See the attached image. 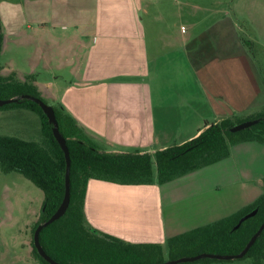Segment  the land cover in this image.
Masks as SVG:
<instances>
[{
    "label": "crops",
    "instance_id": "0c3cea01",
    "mask_svg": "<svg viewBox=\"0 0 264 264\" xmlns=\"http://www.w3.org/2000/svg\"><path fill=\"white\" fill-rule=\"evenodd\" d=\"M100 1L101 12H63L59 28L46 20L45 31L59 30L47 67H68L69 78L60 84L54 73L40 84L36 76L34 85L49 89L102 152L153 154L195 138L207 123L264 106V81L241 49L226 0ZM263 181L264 145L242 142L227 158L162 185L90 180L85 221L129 243L163 246L252 204Z\"/></svg>",
    "mask_w": 264,
    "mask_h": 264
},
{
    "label": "trees",
    "instance_id": "16d2710c",
    "mask_svg": "<svg viewBox=\"0 0 264 264\" xmlns=\"http://www.w3.org/2000/svg\"><path fill=\"white\" fill-rule=\"evenodd\" d=\"M240 41L251 45L252 42ZM3 35L0 27V55ZM2 65L0 63V71ZM36 75L28 74L23 81L0 76V99L17 98L0 110H24L39 120V139L30 140L0 134V172L17 173L31 182L43 195L35 228L48 220L60 205L64 194L65 158L52 135V125L40 107L23 95L40 98L33 82ZM47 104L44 100H42ZM48 105V104H47ZM52 107L60 135L65 139L70 159L69 203L64 214L42 228L39 244L46 255L59 264H156L166 260L195 256L201 253L234 255L247 244L264 222V190L250 205L212 224L168 238L164 247L157 243H129L102 233L85 221L84 201L90 180L118 185H162L175 177L195 171L229 156V146L242 142L264 145V106L248 117L233 116L207 123L195 138L172 144L153 154L138 151L125 154L104 153L85 134L76 121L60 104ZM259 119L255 125L237 131L230 129L239 123ZM264 187V181H263ZM257 210L255 215L233 229L244 215ZM32 254L40 264H48L36 252ZM241 259L252 264L264 260V229ZM213 259L192 263L209 264ZM183 263V264H192Z\"/></svg>",
    "mask_w": 264,
    "mask_h": 264
},
{
    "label": "rangeland",
    "instance_id": "374dc122",
    "mask_svg": "<svg viewBox=\"0 0 264 264\" xmlns=\"http://www.w3.org/2000/svg\"><path fill=\"white\" fill-rule=\"evenodd\" d=\"M105 2L0 0V27L3 35L0 76L23 81L24 77L33 71L36 73L38 83L44 84L50 81L55 73L61 76L59 83L65 84L69 78L68 67L59 68L57 64L50 69L47 67L50 46L56 50L58 46V40L54 42L52 37L58 38L59 30L50 28L49 32L45 31L48 27L46 20L48 18L56 20L59 28L63 25V21L67 23L68 18L61 15L63 12H101ZM226 3L228 6L225 11L231 12L236 29L241 33L240 36L252 42L251 45L241 42V49L253 61V66L264 81V0H226ZM144 23L159 24L156 19H146ZM163 23L172 24L173 21L165 18ZM175 24L178 29L180 25H184L183 21H176ZM51 25L49 24V27ZM56 68L59 70L56 71ZM38 88L40 98L48 105H54L53 100L48 96L50 90L44 87L42 89L40 85ZM0 134L36 141L39 139V120L35 114L28 111L0 110ZM42 200V192L24 177L17 173L0 172V264H40L32 254L31 242L32 228L38 220ZM163 247L166 258L165 245ZM209 264H252V262L249 259H233L215 260ZM261 264H264V260Z\"/></svg>",
    "mask_w": 264,
    "mask_h": 264
},
{
    "label": "water",
    "instance_id": "95a60500",
    "mask_svg": "<svg viewBox=\"0 0 264 264\" xmlns=\"http://www.w3.org/2000/svg\"><path fill=\"white\" fill-rule=\"evenodd\" d=\"M21 99L30 100V101L36 103L40 107L42 113L47 118L48 123L52 125V135H53L55 141L57 142V144L59 145L60 149L62 150V152L64 154V158H65L66 169H65V181H64V194H63L62 201H61L60 205L58 206V208L56 209V211L54 212V214L48 220L39 224L35 228V230L33 232V236H32L33 247L35 248L38 255L44 261H46L48 264H59V263L55 262L54 260H52L42 250V248L39 244V233L42 230V228L46 227L50 223L59 219L64 214V212L68 206V203H69V170H70V159H69L68 149H67L66 144H65V139L60 135V133L58 131L57 122H56L54 111H53L52 107L45 104L39 98L30 96V95H23V96H21ZM17 100H18L17 98H12V99H7V100H1L0 99V107H2L5 104L16 102ZM258 122H259V119H254V120H248V121L236 124L230 129V132H237V131L249 128ZM256 211L257 210H253L252 212H249L248 214L241 217L233 229H237L244 220L255 215ZM263 229H264V222L259 226L258 230L251 236V238L249 239V241L247 242L245 247L238 254L220 255V254L201 253V254H198L195 256L178 258L176 260H166L162 263H156V264L192 263V262H196L198 260L205 259V258L213 259V260H225V261L233 260V259H241L245 256L248 249L255 242V240L261 234Z\"/></svg>",
    "mask_w": 264,
    "mask_h": 264
}]
</instances>
